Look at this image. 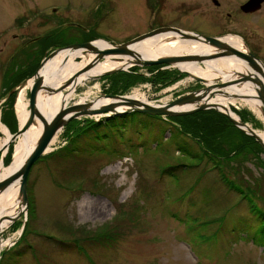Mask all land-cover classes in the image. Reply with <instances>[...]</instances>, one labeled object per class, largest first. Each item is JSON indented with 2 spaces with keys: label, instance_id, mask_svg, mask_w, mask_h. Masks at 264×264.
Masks as SVG:
<instances>
[{
  "label": "rangeland",
  "instance_id": "rangeland-1",
  "mask_svg": "<svg viewBox=\"0 0 264 264\" xmlns=\"http://www.w3.org/2000/svg\"><path fill=\"white\" fill-rule=\"evenodd\" d=\"M230 1L236 5L243 0ZM222 9L226 12L233 7ZM219 10L211 0H0V97L6 70L21 69L28 63L27 54H36L32 51L36 36L64 28L66 37L81 38L82 32L70 23L91 27L97 34L93 40L112 44L161 26L235 35L237 20L234 17L222 24L213 16ZM210 17L215 21H209ZM260 20L256 19L257 25L264 29ZM140 67L144 76H152L149 66ZM108 75L80 84L69 105L87 93L92 99L124 87V80ZM200 86L185 74L166 87L139 82L123 94L140 90L152 102H160ZM25 90L29 101V89ZM19 93L16 129L20 126ZM3 107L0 103L1 118ZM230 107L235 114L246 115L253 128L264 130L262 114L249 105L236 102ZM85 118L72 123L79 126L78 121ZM66 126L53 150L30 170V207L1 233V239L10 238L11 243L1 249L0 264H264V152L250 140L234 132L232 143L223 144L224 150L245 141L249 144L241 153L213 159L203 154L196 140L186 137L188 147L199 152L194 158L179 150L169 131L155 138L151 132L127 130L112 134L109 140L83 145L78 152L49 156L68 143ZM0 132L1 143L5 137L1 122ZM17 141L9 143L14 151ZM168 166H176L173 174L166 171ZM222 175L243 191L230 188ZM85 196L101 200L107 207L105 214L81 218L80 201ZM25 221L26 235L17 248L26 249L15 263H9L10 249L24 234L20 232Z\"/></svg>",
  "mask_w": 264,
  "mask_h": 264
},
{
  "label": "bare ground",
  "instance_id": "bare-ground-1",
  "mask_svg": "<svg viewBox=\"0 0 264 264\" xmlns=\"http://www.w3.org/2000/svg\"><path fill=\"white\" fill-rule=\"evenodd\" d=\"M78 25L84 28L83 30L85 31H90L91 29V27L88 28L82 26L80 23ZM33 39H37V37H34ZM223 40L235 48L242 49V40L237 35L230 34L224 36ZM94 44L98 48L97 51L83 52L81 49H63L59 51L54 57L50 58L41 68L40 72L45 77V81L51 83L52 85L57 86L65 81L70 82L68 87L69 91L67 93L61 92L55 93L53 95L45 94L44 92L40 93L38 106L41 114L48 120L51 119L58 111L62 110V105L64 106V103L65 106H67L69 102L75 98L76 89L80 84L87 83V81L91 78L100 77L107 70L118 67L128 68L135 61L132 56H123L117 53L101 54L102 56L99 58L100 52L107 48H111L112 43L105 39L98 38L95 39ZM132 47L141 54L142 58L147 59H157L163 56L183 54L206 55L215 53L217 49L212 45L202 41H196L187 38L184 39L179 37L178 34L175 35L171 32L160 33L145 38L133 44ZM245 65V62L241 58L236 55H230L217 56L210 59H204L202 61H179L173 66L179 69L190 71L193 75L207 78L210 81H213L217 76H221L223 82H229L227 80L238 77L239 72L246 73L248 71ZM32 83L33 79H30L28 85H31ZM255 86L256 85H253V83H243L240 85L231 83V86L226 87V91L230 94H237L238 96L217 95L216 97L209 98L208 100L209 102L219 103V107L223 110H228L231 104L243 102L244 104L249 105L253 111L261 115L260 100L251 97L252 94L256 93ZM25 89H22L20 92L17 102L18 116L22 125L29 117V101L27 99ZM126 95L133 99L139 100L140 103L158 105L170 101L169 99H166L164 101H160L162 103L152 102L145 96V94L141 93L140 90H134L133 92ZM89 96H91L90 93H87L86 96H80L79 101L76 103H83L85 101L93 100L94 108H98L105 104L115 102L116 110H125L130 108L128 103H118V99L104 96H95L92 99H89ZM190 106L191 105L187 104L183 106H176L175 108L184 109ZM230 114L238 119L237 114L234 112H230ZM93 116L94 118H98L100 113H96ZM44 126V121L39 115L36 114L34 124L28 129L26 133L18 137L12 162L8 166L2 163L0 164L1 177L7 176L26 159L28 154L33 150L37 141L39 140ZM2 129L5 137L1 141L0 147L5 153L11 140L12 133L4 124H2ZM60 132L61 130L54 136L47 151L53 150L58 141ZM256 132L259 133L264 140V130L256 129ZM21 210L22 205L19 197V182H17L0 193V220L2 217L4 218L0 223L1 233L11 226V218L18 214ZM106 211V205L99 199L85 196L80 201L81 218L99 217L100 215H104ZM10 243V238L7 240L1 239L0 248L2 249L3 247L10 245Z\"/></svg>",
  "mask_w": 264,
  "mask_h": 264
},
{
  "label": "water",
  "instance_id": "water-1",
  "mask_svg": "<svg viewBox=\"0 0 264 264\" xmlns=\"http://www.w3.org/2000/svg\"><path fill=\"white\" fill-rule=\"evenodd\" d=\"M264 0H249L247 1L242 7L245 10H257L261 7V2ZM171 32L172 34L179 35V37L184 39H191L196 41H202L204 43L210 44L215 46L216 52L212 54H204V55H192V54H183V55H172V56H163L157 59H147L142 58L141 54L135 50L132 45L138 41H141L145 38L160 34ZM224 36H207L198 32L186 31L178 27L174 26H162L155 29H152L148 32L140 34L128 41L115 43L112 44L111 48H107L104 51L100 52L101 54L106 53H117L123 56H132L135 61L129 66H153V65H166V66H173L176 62L179 61H202L204 59H210L217 56H230L236 55L241 58L245 62V66L247 67V72H239L238 77L232 78L227 80L229 82H223L221 76H217L214 78L213 81L208 80L207 78L200 77L193 75L190 71H186L180 69L182 72L188 74L192 79L197 80L201 86L196 90L190 91L184 95H180L175 99H172L168 102L163 104H148V103H140L139 100L133 99L126 94H114V93H103L101 96L104 97H111L114 99H118V103H128L130 108L125 110H116L115 109V102H111L109 104H105L101 107L94 108V102L85 101L83 103H73L68 104L67 106L62 105V110L58 111L51 119H47L43 116L40 112L38 106V99L41 92L45 94L53 95L55 93H67L69 83L68 81L62 82L61 84L55 86L51 83L45 81V77L41 74V68L46 64V62L54 57L59 51L67 48L72 49H81L83 52L88 51H97V47L95 46L93 41H87L83 43H73L67 46H59L49 53H46L43 60L41 61L40 65L37 67L35 72L28 78H25L16 88H13L10 91V94L14 91H17V95L19 92L22 91L24 88H28L30 92L29 98V117L26 122L20 127L17 132L12 133L11 141L16 140L20 135L26 133L28 129L34 124L35 122V115H39L40 118L44 121V129L43 132L37 141L33 150L28 154L26 159L12 172H10L7 176L1 177L0 176V193L8 189L13 184L19 182V197L22 205V210L13 216L12 223L16 221L23 213V211L28 210L29 207V196H28V178L30 170L33 164L44 154H46L47 149L54 138V136L62 130L70 120L80 117H94L93 115L96 113H100V116L96 119L104 118V117H111L114 115H119L126 112L131 111H141L150 115H160L163 117L168 116H176V115H187L192 114L194 112L200 110H207V109H214L223 114H225L237 127L242 129L245 133L252 135L256 141L262 146L264 149V140L260 136L259 133L256 132V129L253 128L248 122H245L241 119L239 115L238 119L233 117L230 112L231 107L228 110H223L219 106L220 104L217 102H209V98L216 97L217 95L223 96H238L237 94H230L226 91V87L231 86L233 84H243V83H253L255 84L256 93L252 94V98L258 99L261 102V114H262V123L264 126V65L255 57V55L248 51V49L242 47V49L235 48L228 44L226 41L223 40ZM128 67V68H129ZM128 68H114L111 70H107L104 74H112L119 70H127ZM30 79H33V83L28 85ZM221 81V82H220ZM4 101V100H3ZM191 105L188 108H175L176 106H183V105ZM235 113V112H234ZM9 142V143H10ZM8 144L7 147H9ZM1 152V150H0ZM4 156L2 154V158L0 164H4ZM5 217V216H4ZM3 217L0 220V223L3 221ZM26 226V221L24 222L20 234L24 231ZM21 236V235H20ZM0 241H1V232H0ZM1 253V248H0Z\"/></svg>",
  "mask_w": 264,
  "mask_h": 264
},
{
  "label": "trees",
  "instance_id": "trees-1",
  "mask_svg": "<svg viewBox=\"0 0 264 264\" xmlns=\"http://www.w3.org/2000/svg\"><path fill=\"white\" fill-rule=\"evenodd\" d=\"M70 26L74 25L70 24ZM55 31L56 29L42 35V37H39L38 39H33L32 44L34 43L35 45H33L32 51H34V53L36 54L33 56L27 54V65L21 67V69L18 66L16 68L6 70L3 79V92L0 100L6 96L7 99L3 102L4 107L1 120L4 124L8 125L12 133L17 132L18 130L13 127L14 123L17 122L15 114L17 91H14L11 94L10 91L13 88H16L25 78L30 77L35 72L42 58H44L46 53L49 52L51 48L67 45L70 43L93 40L97 36V34L93 32L94 30L92 29H90V31L82 30L81 38L74 37L73 39L66 37L64 28H61L56 32ZM16 54L12 57V59L16 58ZM147 68L152 72V76L150 78L144 76L143 73L139 72L141 67L137 65L130 67L128 71L120 70L119 72L108 75L107 77H112L116 81H125H123V84H125L124 87H121L119 90H113L110 92H113L115 94H123L129 91V89L135 84L147 81L153 83L158 87H166L183 78L186 74L177 69L162 70L160 65L149 66ZM240 116L243 121H247L246 115L241 114ZM74 121L77 120H71L66 126L69 128L67 133L69 136L68 143L61 149L48 154L49 156H54L60 153L71 154L74 152H78L83 148V145H87L90 143L94 145L95 142L109 140L112 134L119 135V131L121 133H126L127 130L132 132L137 131L139 134L151 132L155 138H160L162 136V132L165 133L169 131L174 143L178 144L179 150L183 153L189 154L194 158H198L199 152L197 150H194L193 148L191 149L190 147H188V142L185 140L186 137H190L196 140V142L201 145L203 154L212 155L213 159L214 156L217 155L229 156L233 153L234 155L241 153V151L243 150L242 148H245L244 146L249 144L248 142L245 141L244 143H237L236 146L234 148H230L229 151H226V149L224 150L223 146L224 143L230 142L231 139L237 134L242 136L245 140H250L253 144H255L259 152H264L262 146L252 135L245 133L242 129L235 126V124H233V122L225 114L214 109L201 110L193 114L168 117L150 115L141 111H131L100 119L88 117L84 120L78 121V124L81 123V125L79 126L74 125L75 123H72ZM234 132L236 133V135ZM125 133L123 135H125ZM13 152L14 147L13 145H11L9 147L8 153L4 157V163L10 164L11 158L13 157ZM42 157H45V155L41 156L37 161H39ZM173 167L176 166H168L166 168V171L168 170L169 172L168 174H173L175 172L173 170ZM222 177L226 180L224 175H222ZM226 182L227 185L229 184L230 188H234L239 192L243 191L232 185L230 181L226 180ZM251 208V210L254 211V208L252 206ZM255 208L259 210L257 206H255ZM261 215L264 216V213H261ZM23 233L24 234L21 235L20 240L14 247H12L13 249H10V251H12V254H10L9 263H15V261L22 255L23 250L26 249V246L21 250L17 248L24 240L26 233ZM28 245L29 244H27V246Z\"/></svg>",
  "mask_w": 264,
  "mask_h": 264
},
{
  "label": "flooded vegetation",
  "instance_id": "flooded-vegetation-1",
  "mask_svg": "<svg viewBox=\"0 0 264 264\" xmlns=\"http://www.w3.org/2000/svg\"><path fill=\"white\" fill-rule=\"evenodd\" d=\"M215 7L220 8L219 14L215 13L213 16H216L217 19L222 23H226L227 19H232L235 17L237 22V28L233 31L235 35L240 37L242 40V47L248 49L249 52L253 53L255 57L264 65V29H260L257 25L256 19L259 17L264 22V1L261 2V7L258 10H245L243 5L249 0H243L238 2V6L230 4V0H211ZM233 7L231 11H226L222 7ZM212 16V17H213ZM210 17L208 20L212 21L215 19ZM212 24L211 22H209ZM74 26L79 28V31H82L84 28L80 27L79 23H72ZM162 27V26H161ZM213 25L210 26L212 28ZM259 29V31L257 30ZM203 34V33H201ZM223 32L218 33H209L207 36H222ZM206 35V34H204ZM37 39L42 36H36ZM221 82V81H220Z\"/></svg>",
  "mask_w": 264,
  "mask_h": 264
}]
</instances>
